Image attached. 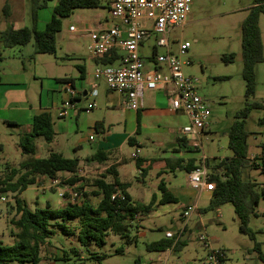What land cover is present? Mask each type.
<instances>
[{"label": "rangeland", "instance_id": "obj_1", "mask_svg": "<svg viewBox=\"0 0 264 264\" xmlns=\"http://www.w3.org/2000/svg\"><path fill=\"white\" fill-rule=\"evenodd\" d=\"M5 1L0 0V26L4 25L3 22H6L7 26L13 27L33 26V0H10L11 15L8 19H5L3 15ZM109 1L101 0L102 5L98 8L75 9L69 17L63 19L62 28L57 34L55 53H36L37 45L32 39L24 46L0 47L2 65L13 73L15 78L22 80L25 86L30 87L31 90L35 92L43 90V104L52 108L62 98V92H58L57 78L65 76L66 73L71 74L69 72L70 65L79 63V58L89 56L87 50V46L91 42L89 38L81 36L75 39L70 38V34H72L70 26L81 27L76 19V14L87 15L89 19L85 26L91 29L96 28V13L102 12L105 19L111 22ZM55 3L56 1H49L47 8L40 11L41 21L51 17ZM252 3L253 0H192L185 24L175 28L169 35L170 46L173 51L179 49L181 42L190 43V47L182 55L184 60L191 61L190 65L183 67L184 72L198 78L197 91L204 99L208 100L210 105L209 130L203 135L201 147L208 157L209 170L220 158L233 155L229 148L228 132L233 123L241 119L240 113L247 107L248 103L264 105V61L256 65V91L251 97L246 96V82L243 77L242 23ZM260 29L264 45V14L260 15ZM80 34L81 32L75 33L77 36ZM160 36V34L151 33L140 48L148 69H153L149 57ZM74 44L85 47H83L84 51L81 57L76 59L68 57L70 45ZM164 52H166L165 47H157V53ZM229 53L235 54V59L231 63L223 60V56ZM77 73H79L78 68L75 67V72L72 74ZM91 80L92 83L96 84L99 95L97 97L90 96L88 99L84 98L82 104H88L94 98L99 104L104 103L108 97L119 98L117 92L109 90L104 79H96L95 76H92ZM77 88H81L80 81ZM88 88L91 89V86ZM244 119L245 129L248 132L249 156L256 157L244 168L243 178L256 182L259 190L261 188L259 185L264 183V168L259 158L262 146H264V107L252 108ZM74 133L68 135L70 142L64 149L53 146L43 137L38 138L37 155L46 157L50 152L49 150L52 151V147H54V151L62 152L66 156L69 154L72 157L75 156V150L72 146L78 137ZM188 136L192 139L195 138L191 134ZM20 140L21 133L0 122L1 175H5L9 171V167L19 166L23 158ZM98 142L99 140L96 142L87 141L83 145L81 154L85 156L96 152L99 147ZM68 148L70 149L68 150ZM158 149L157 146L150 143L148 152L152 154L159 151ZM129 164L128 168L132 169L130 179L134 181L133 187H135L136 184L139 185L137 177L140 173L133 160L129 161ZM7 168L8 170H6ZM101 168L102 165H91L85 160L80 166L79 176L88 179L99 177L106 171V169L103 172L100 171ZM69 176L68 173H63L60 176L62 184L71 185L65 180ZM42 182L43 184L29 185L20 197L31 209L44 207L48 201L54 208L61 207L64 199L60 196L59 190L55 187H49V181L47 184L45 180ZM80 182L75 186L76 191L81 194L86 192L92 195L91 185L86 184L85 181ZM178 182L182 185L189 183V173L184 170L179 171ZM192 189L194 188L192 187ZM1 195L5 197V200L0 198V243L11 245L17 239L13 233L18 231L11 221L17 219L19 214L15 208L14 194L8 192ZM204 195L210 196V193L206 192ZM209 202L210 198L208 197H203L198 201L200 210L193 213L189 219V228L192 229L190 238L181 249L173 252L170 262L181 260L183 264H187L186 259L189 254L198 261L202 254L198 237L200 234H205L212 240L214 247L226 251V264H264L259 252L254 248L255 244L259 243L264 254V198L260 197L255 207V214L250 217L249 227L255 233L254 239L240 230V220L231 203L208 209ZM159 209L167 211L159 215L156 213L139 215L136 218L131 227L130 236L134 239L131 243H128L120 235L109 231L103 245L91 242L87 246H83L78 238L76 220L67 221L72 233H65L60 227L52 225L54 232L42 247L44 264H47L49 260H54L56 264H137L138 260L141 264H153L150 262L151 260L164 258L166 253L151 252L147 247L148 243L163 238L167 229L177 230L182 226L181 221H173V218L179 216L173 205H162ZM74 249H77L78 252L74 253ZM61 250L66 254V259L57 258L58 255L62 254ZM196 251L200 253H196ZM94 253L105 254L106 258L103 261H97L93 257ZM9 264L31 263L11 261Z\"/></svg>", "mask_w": 264, "mask_h": 264}, {"label": "trees", "instance_id": "obj_2", "mask_svg": "<svg viewBox=\"0 0 264 264\" xmlns=\"http://www.w3.org/2000/svg\"><path fill=\"white\" fill-rule=\"evenodd\" d=\"M49 1H56L52 19L44 29H39L37 26L38 11L47 7ZM252 4L242 23L243 77L246 82L247 97L255 94L256 65L264 61V45L259 24L260 15L264 14V0H253ZM101 5V0H33V26L20 28L7 26L5 29H0V47L24 46L34 39L37 45L36 53H55L57 34L62 28L63 19L69 17L75 9L98 8ZM3 15L5 19L11 15L10 0H6L3 5ZM118 57L119 53L113 51L111 55H103L95 58V60L97 64H109L114 63ZM0 58H2L1 51ZM234 59V53L223 56V60L227 63L233 62ZM254 107H264V105L248 103L247 107L240 113L241 119L236 120L228 132L229 148L233 155L219 159L210 170V180L215 183V189L212 191L208 205V209H213L231 203L240 220V230L249 234L252 239L255 238V233L249 227L250 217L255 214V207L260 197H263L262 187L258 191L256 182L243 178L244 168L252 161L249 157L248 132L245 129L244 117ZM39 137H43L47 142H52L55 138L53 118L48 111H42L35 115L31 130L22 135L20 147L23 158L19 166L9 167V171L5 175L0 173V198L4 197L1 195L3 193H13L15 208L19 214L17 219L11 221L18 229L17 232L13 233L17 238L16 242L11 245L0 243V264H9L11 261L40 264L42 247L54 232L51 226H58L65 233H72L67 224L69 220L77 221L78 238L83 246H87L91 242L103 245L109 231L120 235L128 243H131L134 240L130 236L134 220L139 215L148 214L153 209L155 198L149 204L133 201L127 190L128 183L120 181L115 166L107 168L99 177L88 179L78 175L80 159L77 157H66L57 151H51L46 157H37L36 140ZM106 156V152L96 151L86 160L103 162ZM137 165L141 166V162L138 161ZM197 165L192 163L187 166L188 172ZM262 166L264 168V162ZM60 173L70 174L65 180L71 184L85 181L86 184L96 187L93 194L101 196L98 204L92 202L88 193L77 192L79 197L75 201H68L62 207L54 208L50 203H47L44 207L29 208L20 197L21 193L29 185L39 184L41 182L40 177L59 179ZM142 173L145 175L144 169ZM108 174H113L115 179L110 182L107 181L105 178ZM159 190L161 203L177 202V198L171 193L164 181L159 183ZM115 193H119V196L113 199ZM66 196L70 197L67 193ZM185 242L177 243L176 250L181 249ZM172 244L173 239L164 237L148 243L147 247L151 252H163ZM254 248L264 261L260 244L256 243ZM77 252L78 250L74 249V253ZM93 257L97 261H103L106 255L94 253ZM60 258L66 259V254L64 253V256ZM137 264H141L139 260Z\"/></svg>", "mask_w": 264, "mask_h": 264}, {"label": "crops", "instance_id": "obj_3", "mask_svg": "<svg viewBox=\"0 0 264 264\" xmlns=\"http://www.w3.org/2000/svg\"><path fill=\"white\" fill-rule=\"evenodd\" d=\"M42 9L43 8L38 11L37 26L39 29H44L53 16L52 10L51 17L41 21L40 11ZM95 18L97 19L96 28L109 27L115 22L111 18V13V22L105 19L102 12L96 13ZM76 19L81 24V27H75L74 31L70 30L72 32L70 38L75 39L79 36L89 38V31L96 28L91 29L85 26V23H87L89 19L87 15L77 13ZM3 24L4 25L0 26L1 30L7 27L6 22H3ZM14 28L20 27L14 26ZM76 32H81V34L77 36L75 35ZM70 46L68 57L72 59L81 57L84 46L75 44ZM88 54L89 56L86 58H79V63L70 65L69 72H71V74L66 73L65 76H59L57 78L58 92H62V98L59 102H56L52 108H48L49 106L43 104V90L35 92L31 90L30 87L25 86L22 80L15 78V75L2 65L3 61H1L2 59L0 58V122L15 128L17 132L21 133L22 137L24 133L31 130L35 115L42 111H48L52 115L55 130V138L52 142H49L50 144H53V146L57 148L64 149L67 147L66 145L68 142H70L68 135L75 132L74 134L78 138L73 142L74 146L72 147H74L75 150V156L73 157L80 159L81 166L88 156L96 153L86 154L85 156L82 155L81 151H83V145L87 141L96 142L99 140L97 151L106 152V159L103 162L97 160L91 162L86 161L91 165H102L100 169L102 172L110 166H115L117 177L120 181L128 183L129 187L127 190L133 201L149 204L152 199L155 198L154 207L148 214L156 213L159 215L166 213L167 210H160L159 208L162 207V205H173L174 209L179 213L178 218H173V221H181V225L183 226L182 212L184 207L194 203L198 205V201L201 198L208 197L211 199L212 196L211 191L195 190L192 189L189 183L182 185L178 182L179 171L184 170L189 173L187 166H190L192 163L197 165L200 162L201 155L205 154L202 148L199 149L195 147L194 143L196 137L192 139L188 134H182V128L189 123V118L170 106L169 96L165 90L148 91L144 99V107L138 110L126 108L123 104L122 96L118 93V99L108 97L104 100V103L100 104L97 103V100L94 98L92 101L88 102V104L95 101L96 107L90 112H86L85 108L88 104H82V100L92 96L89 93L90 89L88 87L93 84L91 78L94 76V70L97 64L95 58L89 52ZM75 67L78 68L79 73L72 74L75 72ZM79 81L81 88H77ZM67 82H72L74 84L78 91V95L72 99V105L66 108V114L60 116L59 112L64 102L70 99L66 91ZM42 89H44V87H42ZM208 130L209 125L202 134V142L203 135L207 133ZM37 140L36 156L39 157L37 155ZM150 143L157 146L159 151L150 154L148 152ZM262 147V149H264V146ZM69 149L70 148H68V150ZM137 149L140 150L138 157L132 158L131 153ZM49 151L51 152V150ZM52 151H54V147H52ZM66 157L73 158L70 154ZM131 160L134 161L140 173L137 177L140 186L136 184L135 187H133L134 181L130 179L132 169H129L128 166ZM138 161L141 162V166L137 165ZM143 169L145 175L142 173ZM62 174L63 173H60V175ZM105 179L110 182L115 179V176L113 174H108ZM43 180H45L46 184L47 181H49V187H53L51 185V179L45 176L40 177V183L43 184ZM59 180H61V178H59ZM161 181L166 183L171 193L177 198V202H160L161 192L159 190V183ZM80 183L79 181L71 185H65L62 184L61 181L60 185L62 187H67L69 189L67 195H70V191L78 192L75 186ZM263 184L264 183H261L259 186L262 187ZM91 190H96V187L91 186ZM260 190L261 188L258 191ZM206 192L210 193V196H205L204 194ZM89 197L94 204H98L101 199V196L95 194H90ZM63 199L64 201L61 207L66 204V201H70L68 196ZM141 200H143V202H141ZM47 203L50 202L48 201ZM155 210L157 212H154ZM61 253L62 254L58 255L59 257L57 258L64 256L63 250H61ZM196 253L200 252L196 251ZM193 258L194 257H191L189 254L186 262H191ZM44 261L42 257L40 264H44ZM176 262H181L183 264L181 260H177ZM47 264H56V262L54 260H49Z\"/></svg>", "mask_w": 264, "mask_h": 264}, {"label": "built area", "instance_id": "obj_4", "mask_svg": "<svg viewBox=\"0 0 264 264\" xmlns=\"http://www.w3.org/2000/svg\"><path fill=\"white\" fill-rule=\"evenodd\" d=\"M192 0H110L109 8L111 18L115 21L109 27H99L89 31L91 40L88 52L94 57L111 55L113 51L119 53L114 63L96 64L94 76L96 79H104L109 90L119 93L123 98L126 108L138 110L144 107V99L148 91L165 90L169 96L170 106L185 114L189 123L182 128V134H191L196 137L195 147H202V134L209 125L211 116L208 100L204 99L197 91L198 78L187 75L184 66L190 65V60H184L182 55L190 47L189 42H181L179 49L173 51L170 46L169 35L175 28L185 24L190 12ZM74 31L75 26H70ZM151 33L160 34L149 61L153 69L146 68V62L141 54L143 42L150 37ZM165 47L166 52L157 53V47ZM66 91L70 96L59 115L66 114V108L72 105V99L78 95V91L72 82L66 83ZM89 93L95 97L98 88L95 83L91 85ZM96 107L93 101L85 108L90 112ZM140 150L132 153V158H137ZM250 157V156H249ZM254 157H250L251 160ZM264 162V149L259 157ZM253 161V160H252ZM208 157L202 154L198 165L189 172V184L201 191H213L215 183L210 180L208 169ZM61 180L51 179V185L59 190L61 197L66 198L69 191L62 187ZM264 198V184L262 185ZM119 193L113 194V199ZM79 194L70 191V201H75ZM5 200V197L1 198ZM195 212H199L196 203L184 207L182 212L183 226L177 231H165V237L173 239V244L164 253V258L151 260L155 264H182L170 262L176 245L187 241L191 235L189 219ZM202 254L197 261L195 258L187 264H226L227 253L224 249L216 248L212 240L205 234L198 237ZM197 261V262H196Z\"/></svg>", "mask_w": 264, "mask_h": 264}]
</instances>
